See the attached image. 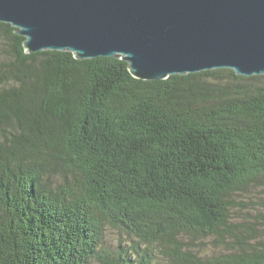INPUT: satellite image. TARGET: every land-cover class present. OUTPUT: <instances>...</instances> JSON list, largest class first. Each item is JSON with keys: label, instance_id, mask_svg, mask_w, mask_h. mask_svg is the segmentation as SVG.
I'll return each instance as SVG.
<instances>
[{"label": "trees", "instance_id": "16d2710c", "mask_svg": "<svg viewBox=\"0 0 264 264\" xmlns=\"http://www.w3.org/2000/svg\"><path fill=\"white\" fill-rule=\"evenodd\" d=\"M24 40L0 22V264H264V198L231 215L264 185V75L142 81Z\"/></svg>", "mask_w": 264, "mask_h": 264}, {"label": "water", "instance_id": "95a60500", "mask_svg": "<svg viewBox=\"0 0 264 264\" xmlns=\"http://www.w3.org/2000/svg\"><path fill=\"white\" fill-rule=\"evenodd\" d=\"M0 22L27 54L119 58L142 81L264 75V0H0Z\"/></svg>", "mask_w": 264, "mask_h": 264}, {"label": "rangeland", "instance_id": "374dc122", "mask_svg": "<svg viewBox=\"0 0 264 264\" xmlns=\"http://www.w3.org/2000/svg\"><path fill=\"white\" fill-rule=\"evenodd\" d=\"M264 198V185L250 188L245 192H241L234 196L235 205L231 209V215L235 222H246L250 219L249 214L258 207L260 199ZM239 204V205H238ZM106 237V242L114 247L116 245V235L112 231H109ZM259 238L264 244V228L260 227ZM201 253L211 254L225 251L224 246H219L218 243L213 242L212 239L205 241V243L198 247ZM153 264H169L165 259L160 256L154 258Z\"/></svg>", "mask_w": 264, "mask_h": 264}]
</instances>
